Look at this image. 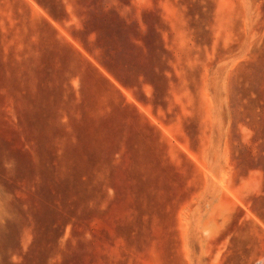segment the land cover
Instances as JSON below:
<instances>
[{"label":"rangeland","instance_id":"obj_1","mask_svg":"<svg viewBox=\"0 0 264 264\" xmlns=\"http://www.w3.org/2000/svg\"><path fill=\"white\" fill-rule=\"evenodd\" d=\"M0 264H264V0H0Z\"/></svg>","mask_w":264,"mask_h":264}]
</instances>
